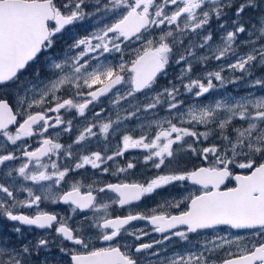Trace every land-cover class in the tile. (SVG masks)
I'll return each instance as SVG.
<instances>
[{
	"label": "snow or ice",
	"instance_id": "1",
	"mask_svg": "<svg viewBox=\"0 0 264 264\" xmlns=\"http://www.w3.org/2000/svg\"><path fill=\"white\" fill-rule=\"evenodd\" d=\"M213 20L221 33L215 46ZM84 24L89 30L82 34ZM210 60L218 62L216 70L191 75L193 61ZM173 64L183 65L180 75L157 88ZM260 70L264 0H0V220L16 222L11 231L21 237L19 225L44 230L35 242L18 245L0 235V264H264V94L229 93L211 103L182 98H201L236 81L264 90V72L255 76ZM106 96L115 118L101 120L105 109L91 106ZM76 117L84 122L77 125ZM73 131L70 144L59 141ZM34 136L39 146L30 149L25 138ZM210 137L214 142L203 146ZM101 138L104 146L89 150ZM130 150H142L151 176L94 181L86 192L76 180L62 190L69 174L86 166L112 175L136 168V159L114 171L108 165ZM193 157L211 161L189 168ZM185 182L197 191L165 197L146 212L109 211ZM44 200L68 205L80 220L41 209L14 211ZM136 221L145 226L132 227ZM151 233L160 238L141 242ZM174 238L186 247L168 254L166 242ZM92 239L105 246H93Z\"/></svg>",
	"mask_w": 264,
	"mask_h": 264
},
{
	"label": "rangeland",
	"instance_id": "2",
	"mask_svg": "<svg viewBox=\"0 0 264 264\" xmlns=\"http://www.w3.org/2000/svg\"><path fill=\"white\" fill-rule=\"evenodd\" d=\"M211 24H212V30L214 31V40H213L212 44H213V46H215L219 42V38L221 36V33H220L219 29L217 28V24H216L215 20H213L211 22ZM87 30H89V26L87 24H84L81 28L78 29V31L81 32L82 34L84 32H86ZM189 36H191L193 38V40H195V35L194 34L189 33ZM241 38H243V37H241ZM63 39H67L70 42V38L67 37V36H65ZM185 43H187V39H185ZM57 47H58V49L63 47V40L58 41ZM243 50L244 49H241V51H243ZM206 54H207V49H205L204 52H200L199 50L196 51V55H198V56L199 55H206ZM219 63H223V61H221ZM193 66H194V71L191 73V75L193 77H196L197 75H202L204 71L216 70L217 67H218V62L215 61V60H210L207 65H204V64L198 63L196 61H193ZM182 67H183V65L176 66L175 64L170 66L169 69H168L167 76L160 77V79L158 81V84H157V88L166 85L168 83V81L174 80L177 76H179L180 73H181ZM262 72H264V70L257 71L255 73V76L259 77L262 74ZM223 75H225L229 79H231L233 74L230 71L225 70ZM235 75H240V73L237 72V73H235ZM214 83L218 84L219 82L214 81ZM249 91H251L254 95L264 94V90H261L258 87L255 88V89H250L246 83H243L241 81H236L235 84L228 83V84H225L222 88L217 87L215 89H212V90H210L209 93L205 94L204 97H201V98H193L188 93H183L182 98H184L186 100V103H190L192 101V99H195L197 101H202L204 103H211L215 99H220L222 97H225L226 94H229V93L233 97H237L238 98V97L243 96L246 92H249ZM99 103H100V105L98 104V105L91 106L92 111H98L100 108H102V106H104V102L103 101H101ZM115 111L116 110L113 107L110 108V113H108L107 115L106 114H102L100 119L103 120V119H105V117H108L109 115L110 116L113 115L115 117ZM111 112H113V113H111ZM160 112H163V115H160V117H166L167 113L165 111L160 110L159 113ZM159 113H158V115H159ZM86 115H87V117L89 119H93L91 113L86 114ZM81 121L82 122H79V124L84 122L82 119H81ZM199 128H200V130H205L204 126H199ZM13 131H14V129H13ZM38 139H39V137H36L35 141L37 142ZM212 142H214V141L210 137L209 140L205 142V144H207V143L209 144V143H212ZM209 159H211V157ZM192 161H193V159H191L188 163L190 165H192ZM15 164H18V162H16ZM10 166H14V164H10ZM187 167H188V165H187ZM235 171H241V170L235 169ZM229 186H231V185H229ZM35 187L37 188L38 186H35ZM197 189H198L197 186L189 185L187 182H185V184L183 186H178L176 188L169 189L168 193H164L162 195H158V196H155V197H152V198H145L144 201L141 202L138 205L137 209H138V211H145V210L148 211L149 209L154 208L156 206V204L158 202H160L162 199H164L165 197H168V198H171V197L180 198L181 196L188 195L191 192H196ZM169 193H170V196H169ZM57 210L60 211L59 209H57ZM170 211L175 213L176 210L172 209ZM29 212L30 213H28V212H25V213L29 214V215L33 214V211H29ZM14 226H17V225H12V224H10L9 221H6V220H0V235L5 237L9 244L18 245L19 243H23L26 240L35 242V240L39 236L44 234L43 230L36 229L35 227H32L31 230H29L28 227L26 229L21 227V230L24 233V235L21 237V236H18L17 233L11 231L12 227H14ZM144 226H145V224H144L143 221H138V222L135 223L134 227H144ZM221 234H223V233H221ZM230 234L244 235L245 233L243 231H232V230H230ZM53 235H55L54 231L50 230L49 238H51V236H53ZM206 235H207L208 238H210L211 237V230H209L206 233ZM190 237L193 240L200 239V237H197L196 235L195 236L190 235ZM175 241H176V238H174V240L170 243V246L172 244H175V246H176ZM178 244L179 245L176 246L173 250H171V252L172 251H181L182 248L186 247V245L183 242H180ZM166 247H169V243L167 244ZM232 250L234 251L235 249L233 248ZM171 252H167V253L171 254ZM223 255H224V252L221 251L219 253V256L222 257Z\"/></svg>",
	"mask_w": 264,
	"mask_h": 264
},
{
	"label": "flooded vegetation",
	"instance_id": "3",
	"mask_svg": "<svg viewBox=\"0 0 264 264\" xmlns=\"http://www.w3.org/2000/svg\"><path fill=\"white\" fill-rule=\"evenodd\" d=\"M109 100H110V97H108V96L101 98V101L104 102V106H102V108L105 109L103 114H106V115L108 113H110V108L113 107L110 105ZM99 105H100V103H99ZM89 113H91V112H89ZM89 113H87V114H89ZM111 113H113V112H111ZM73 115H74V112H73ZM160 115H163V112H160L159 116ZM108 117H105V119ZM68 118H72V117L68 116ZM111 118L114 119L115 117L113 115H111ZM79 122H82L80 117H76L77 125H79ZM10 128H12V130H13L14 126H10ZM97 131H98V129H97ZM76 134L77 133L75 131H73L72 133L64 134L61 137H59V141L65 145L70 144L72 139L75 138ZM136 134L137 135L140 134L139 128L136 129ZM35 139H36L35 136L32 138H25V142L29 145L30 149H34L35 147L39 146L38 141L36 142ZM116 143H117L116 139H111V145L110 146L112 148H115ZM207 144L204 143L203 146H207ZM103 146H104L103 138H101L100 140L93 139L91 144L88 145V148H89V150L94 151V150H98V148L103 147ZM74 148H75V146H74ZM142 155H143L142 150H130L128 153H126L125 157L118 158L114 162H108L109 167L112 169V171H114L115 167L124 166L128 162L129 159H136L138 161L137 167L129 170L127 173H123V174L117 173L116 175H112L111 172L102 173L100 171L91 169L90 166H86L85 169L76 170V172L70 173L69 176L67 177V182L64 183L61 186V188H62V190H67L68 184L73 182V181H76V180L80 181L84 185V187L82 188V191H85V192L88 190L87 185L90 183H93L94 181L102 184V183H108V182L117 183L121 180H126L128 182L143 180V179L147 178L148 176H151L153 174V170L150 168V166H148L147 168L145 167V165L143 164V161H142ZM55 158L56 157H53V159H55ZM192 159H193L192 165H190L189 163L187 164L189 168H191L193 165H201V164H203L204 166H207V164L211 161V159H209V161H203L202 159L198 160L195 157H193ZM44 160L46 162L47 158H44ZM60 162L63 164L64 163L63 159H61ZM15 163L16 162H9V164H15ZM0 168H3V166H0ZM16 180L21 181V178L16 177ZM22 183L26 186L33 187L34 190L39 188V186L37 188L35 187L37 185H32L31 181H22ZM43 183L45 184V186H47V184H46L47 182H43ZM226 183L228 184L229 182H226ZM189 185H192V184H189ZM194 186H196V185H194ZM53 187L55 189V185ZM41 191H37V194L38 195L41 194ZM108 195L111 196L112 194L109 193ZM25 196H26V193H18V198H20V199H23ZM144 199H142V201H140V202H134L133 205L126 206L124 209H120L117 206H113L111 209H109V211L114 215H121V216L127 214L129 207L133 211H138L137 207L141 202L144 201ZM101 202H103V201H101ZM38 208L41 210H45V211H55V212L59 213L60 215H72L74 217L73 223L76 221H79L81 218L80 215H77L75 213H71L68 205H65L62 203L52 204V203H50V201H47V200L41 201V203L38 206H34L33 208H30V209L20 208V209H14V211H23V212H28V213H30L29 211H33V214H34L37 211L36 209H38ZM57 209H59L60 211H58ZM86 214L91 215L92 213L87 212ZM136 222H138V221H136ZM136 222H133L132 227L135 226ZM145 223L146 222H144V224ZM10 224L16 225V222H10ZM19 226L24 228V229L27 228V226H23V225H19ZM221 227H223V226H221ZM52 231H54V230H52ZM190 235L195 236L196 234H190ZM154 238L159 239L160 234L151 233V235L149 237L143 238V240L141 242H144V241L149 240V239H154ZM91 243L95 247L105 246V242L95 240V239H92ZM168 243L169 242H166V246ZM175 243H176V246L179 245L176 241H175ZM176 246H175V244H172L170 246V243H169V247H166V251L171 252V250H173Z\"/></svg>",
	"mask_w": 264,
	"mask_h": 264
}]
</instances>
